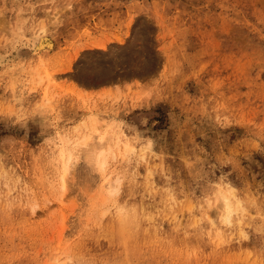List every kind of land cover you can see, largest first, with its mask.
Segmentation results:
<instances>
[{
  "label": "rangeland",
  "instance_id": "374dc122",
  "mask_svg": "<svg viewBox=\"0 0 264 264\" xmlns=\"http://www.w3.org/2000/svg\"><path fill=\"white\" fill-rule=\"evenodd\" d=\"M0 264H264V0H0Z\"/></svg>",
  "mask_w": 264,
  "mask_h": 264
},
{
  "label": "bare ground",
  "instance_id": "6f19581e",
  "mask_svg": "<svg viewBox=\"0 0 264 264\" xmlns=\"http://www.w3.org/2000/svg\"><path fill=\"white\" fill-rule=\"evenodd\" d=\"M41 34L42 35L46 34L45 30L42 31ZM53 46H54L53 42L48 37H43V38L40 39L36 49L37 50H44L45 48L52 49ZM96 122H94V123L90 124V126L86 127L89 130V133L87 134V132H88L87 131L86 134H84V136H83V138L81 140V144L83 146H85L86 148H88V150L86 149V152H85V158H87L90 163L96 164L97 165V170L99 169V171L100 170L103 171L108 166L110 157L112 155H114L115 148H116V150L120 151V144H121L122 140H121V138H120L121 136H120L119 140L116 143L114 142V144H116V146H113L112 145L113 143H111L112 139H113L112 138L113 135L111 133L112 128H109L104 133L102 132V134H100L101 133L99 131L100 128L96 124ZM94 134H95L96 138L99 137V141L97 143H92L91 144L90 142L93 139V135ZM106 144H108V146L109 145L110 146L108 147V150L106 152H103L102 150H103V148L105 147ZM69 146H70V144H69ZM125 147L126 148L124 149V153H127V151L129 150L128 149V145H126ZM67 149L68 148H66V150ZM75 153L73 151H62V153H61V157L64 160V162H63L64 163L63 171L61 173L62 174L61 187L64 190H66L68 188L69 178L71 176L72 171H74V169H75V167L77 165V162L75 161V156H76ZM219 199L223 202V208H224V211H225L224 218H225L226 221H229L231 219V217H232L233 212H234L232 204H231L229 198H227V197H225L223 195L219 194ZM61 200L59 199L60 204H61V202L64 201L63 199H61Z\"/></svg>",
  "mask_w": 264,
  "mask_h": 264
}]
</instances>
